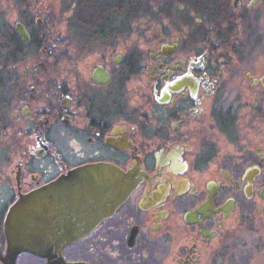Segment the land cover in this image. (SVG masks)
I'll use <instances>...</instances> for the list:
<instances>
[{
    "label": "flooded vegetation",
    "instance_id": "1",
    "mask_svg": "<svg viewBox=\"0 0 264 264\" xmlns=\"http://www.w3.org/2000/svg\"><path fill=\"white\" fill-rule=\"evenodd\" d=\"M261 34L264 0H0V264H50L8 212L88 164L122 196L62 264H224L264 219Z\"/></svg>",
    "mask_w": 264,
    "mask_h": 264
},
{
    "label": "water",
    "instance_id": "2",
    "mask_svg": "<svg viewBox=\"0 0 264 264\" xmlns=\"http://www.w3.org/2000/svg\"><path fill=\"white\" fill-rule=\"evenodd\" d=\"M114 176L110 168L83 165L19 198L5 222L13 253L27 250L62 264V248L114 210L122 196Z\"/></svg>",
    "mask_w": 264,
    "mask_h": 264
},
{
    "label": "rangeland",
    "instance_id": "3",
    "mask_svg": "<svg viewBox=\"0 0 264 264\" xmlns=\"http://www.w3.org/2000/svg\"><path fill=\"white\" fill-rule=\"evenodd\" d=\"M261 36L264 38V35ZM261 45L264 46V39ZM256 133L261 139L264 135V122H259ZM244 204L252 206L253 202L244 201ZM225 253L224 264H264V219L257 215L253 222L247 221L242 227L232 230L227 238Z\"/></svg>",
    "mask_w": 264,
    "mask_h": 264
}]
</instances>
